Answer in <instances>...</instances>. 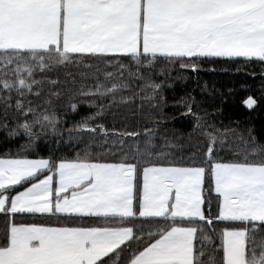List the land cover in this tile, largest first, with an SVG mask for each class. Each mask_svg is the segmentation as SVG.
Here are the masks:
<instances>
[{
    "label": "snow or ice",
    "instance_id": "snow-or-ice-1",
    "mask_svg": "<svg viewBox=\"0 0 264 264\" xmlns=\"http://www.w3.org/2000/svg\"><path fill=\"white\" fill-rule=\"evenodd\" d=\"M221 59L264 77V0H0V264H264V126L189 93L161 127L170 69Z\"/></svg>",
    "mask_w": 264,
    "mask_h": 264
},
{
    "label": "trees",
    "instance_id": "trees-1",
    "mask_svg": "<svg viewBox=\"0 0 264 264\" xmlns=\"http://www.w3.org/2000/svg\"><path fill=\"white\" fill-rule=\"evenodd\" d=\"M202 69L193 73L185 71L176 66L170 69L169 85L164 89V95L168 101V104L164 108V112L170 116H177L175 120H168L167 124H162V128H167L168 132H176L177 135L187 134L191 132V121L187 117H179L178 112H182L184 109L176 104L186 94L191 93L195 96L198 104V108L201 110H207L210 114L208 117L211 121H214L217 126L221 123L224 126L236 127V122H239V126L242 129L244 125L252 123L255 124L257 129L260 130L261 126H264V98L260 99V105L256 111H250L242 103L243 99L247 95H253L260 97V91L262 85H264V77H261V68L258 64L244 65L242 63H230L224 60H205L202 62ZM213 67L215 70H212ZM239 68V71H237ZM252 72L257 73L255 77L251 75ZM183 75V79H179L180 75ZM155 79H164L162 75L157 74ZM206 86V87H205ZM140 100L137 99L138 105ZM58 111L63 115L67 111V99H62L57 102ZM82 110V114H83ZM145 113L150 111L149 101H144ZM79 115L68 111L67 122L71 127L73 121H78ZM128 131H141L142 127L152 125L145 119H141L139 116H129L125 122ZM125 123H118L116 126L121 130H124ZM67 136H65V139ZM84 139H88L85 135ZM182 139L187 142V135H184ZM134 141L128 140V146L131 147ZM15 144L5 145L0 143V154H3L7 148H11L13 152L16 151ZM52 147L51 138L40 144L37 152L32 153L33 157H46L48 155V149ZM70 154V150L69 153ZM118 156L119 153H116ZM185 155H187L185 153ZM213 209H215V201H213ZM26 222H39L42 218L37 215L36 217H24ZM2 226V223H0Z\"/></svg>",
    "mask_w": 264,
    "mask_h": 264
},
{
    "label": "rangeland",
    "instance_id": "rangeland-1",
    "mask_svg": "<svg viewBox=\"0 0 264 264\" xmlns=\"http://www.w3.org/2000/svg\"><path fill=\"white\" fill-rule=\"evenodd\" d=\"M33 158H38V157H33Z\"/></svg>",
    "mask_w": 264,
    "mask_h": 264
}]
</instances>
